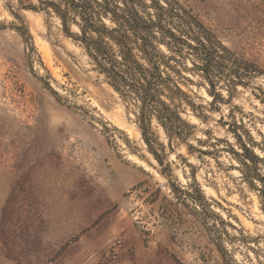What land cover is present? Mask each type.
<instances>
[{"label":"rangeland","instance_id":"obj_1","mask_svg":"<svg viewBox=\"0 0 264 264\" xmlns=\"http://www.w3.org/2000/svg\"><path fill=\"white\" fill-rule=\"evenodd\" d=\"M41 1L0 0V264H264V0H138L187 42L149 145Z\"/></svg>","mask_w":264,"mask_h":264},{"label":"trees","instance_id":"obj_2","mask_svg":"<svg viewBox=\"0 0 264 264\" xmlns=\"http://www.w3.org/2000/svg\"><path fill=\"white\" fill-rule=\"evenodd\" d=\"M41 3L49 6L59 17L65 32L70 21L79 26V40L98 71L118 94L134 98L137 126L147 145L146 134L152 117L170 137L180 134L176 122L181 120L161 96L174 103V95L182 96L184 93L168 73V70H173L168 63L171 57L159 54L155 42L167 48L175 43L187 42L170 30H164L160 15L156 19L150 16L147 20L143 19L137 10L141 6L138 0H46ZM161 9L166 10L165 7ZM104 19L111 26H106ZM194 27L199 26L191 28ZM155 29L159 30V36L154 33ZM196 41L204 48V57L209 60L204 42L208 39L202 31L201 41ZM243 151L249 153L247 157L254 163L256 158L246 145H243Z\"/></svg>","mask_w":264,"mask_h":264}]
</instances>
